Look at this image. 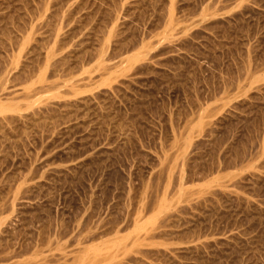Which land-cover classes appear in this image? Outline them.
Masks as SVG:
<instances>
[{
    "label": "rangeland",
    "instance_id": "obj_1",
    "mask_svg": "<svg viewBox=\"0 0 264 264\" xmlns=\"http://www.w3.org/2000/svg\"><path fill=\"white\" fill-rule=\"evenodd\" d=\"M0 264H264V0H0Z\"/></svg>",
    "mask_w": 264,
    "mask_h": 264
},
{
    "label": "bare ground",
    "instance_id": "obj_2",
    "mask_svg": "<svg viewBox=\"0 0 264 264\" xmlns=\"http://www.w3.org/2000/svg\"><path fill=\"white\" fill-rule=\"evenodd\" d=\"M61 4H62V3H61ZM64 5H65V3H64ZM50 24H51V23H50ZM57 25H58V24H57ZM52 26H54V25H52ZM55 27H56V26H55ZM59 27H60V26H59ZM58 31H59V30H58ZM54 32H55V31H54ZM58 35H59V34H58ZM48 54H49V52H48ZM50 55H51V54H50ZM47 56H48V55H47ZM51 57H52V56H51ZM49 64H50V63H49ZM249 107H250V105H249ZM230 114H231V113H230ZM233 115H234V114H233ZM5 118H6V117H5ZM225 118H226V117H225ZM229 118H231V117H229ZM234 118H235V116H234ZM6 119H7V118H6ZM3 120H4V119H3ZM3 120H1V121H3ZM230 120H231V119H230ZM231 121H232V120H231ZM231 121H230V122H231ZM220 122H221V121H220ZM222 122H223V120H222ZM218 123H219V122H218ZM228 123H229V122H228ZM4 124H5V123H4ZM6 124H7V123H6ZM2 125H3V123H2ZM215 125H216V124H215ZM225 125H226V124H225ZM220 126H221V125H220ZM2 127H3V126H2ZM229 127H230V126H229ZM210 128H211V127H210ZM210 128H209V129H210ZM217 129H218V128H217ZM211 131H213V129H212ZM211 134H212V133H211ZM209 136H210V135H209ZM211 137H212V136H211ZM213 137H214V136H213ZM215 137H216V136H215ZM214 143H215V142H214ZM218 144H219V143H218ZM213 145H214V144H213ZM215 145H216V144H215ZM211 148H212V147H211ZM214 148H215V147H214ZM238 152H239V150H238ZM211 154H212V153H211ZM240 155H241V154H240ZM212 158H213V157H212ZM219 192H220V191H219ZM219 192H218V193H219ZM218 193H217V194H218ZM222 196H224V195H222Z\"/></svg>",
    "mask_w": 264,
    "mask_h": 264
}]
</instances>
